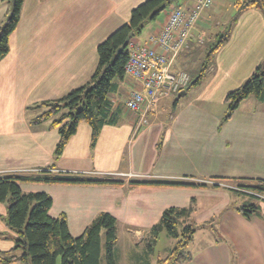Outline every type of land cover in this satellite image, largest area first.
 <instances>
[{
    "label": "crops",
    "instance_id": "0c3cea01",
    "mask_svg": "<svg viewBox=\"0 0 264 264\" xmlns=\"http://www.w3.org/2000/svg\"><path fill=\"white\" fill-rule=\"evenodd\" d=\"M144 1L25 0L20 23L10 37V51L0 61V176L53 167L54 174L123 181L26 182L21 189L49 194L53 199L49 214H64L75 237L98 215L110 213L117 219L118 240L122 232L131 245H141L164 210L187 207L194 199L198 213L194 222L205 226L188 247L191 259L179 264H264V201H255L259 213L248 218L238 208L249 198L226 184L234 178L264 180V100L247 98L228 121H223L227 112L216 114L200 101L210 95L202 90L209 74L216 81L220 74L239 68L247 72L241 76L244 81L263 62L261 10L248 8L236 16L203 80L183 95L195 93L191 101L196 102L184 105L183 96L173 93L161 98L156 107L146 104L142 112H132L126 108L127 98L134 90H145L141 81L126 74L110 95L117 122L103 127L94 146L91 125L81 122L58 159L59 130L50 127L51 121L32 124L44 109L27 108L87 84L99 63V44L128 23L132 10ZM196 1L176 0L174 5L189 9ZM236 2L214 0L197 22L189 46L173 62V71L194 68L192 78L200 74L213 40L222 33L216 28V11L224 6L237 9ZM167 10L161 21L157 18L146 25V35L142 32L131 40L147 45L149 37L161 30ZM9 11V3L0 0V24ZM132 180L206 186H133ZM7 212L8 204L0 202V232L9 231L14 237L5 220ZM12 244L7 247L0 242V252Z\"/></svg>",
    "mask_w": 264,
    "mask_h": 264
},
{
    "label": "trees",
    "instance_id": "16d2710c",
    "mask_svg": "<svg viewBox=\"0 0 264 264\" xmlns=\"http://www.w3.org/2000/svg\"><path fill=\"white\" fill-rule=\"evenodd\" d=\"M10 5L6 21L0 24V61L10 51V37L17 29L25 0H5ZM176 0H145L136 6L128 23L111 33L98 48L99 63L91 80L66 95L45 100L32 108L44 111L32 120V124L51 121L50 127L59 130V142L55 149V157L62 156L71 137L77 132L83 121L92 127V144H96L101 130L105 125L115 124L117 116L112 113L110 95L118 88V81L125 78V65L129 59V49L118 52L130 32L140 36L146 25L156 20ZM166 9L160 12V8ZM237 16L248 8H256L263 12L264 0H237ZM237 18H235V21ZM228 32L219 35L218 42L208 51L200 74L192 78L189 87L198 85L209 68L212 56L228 39ZM251 96L264 100V60L259 64L253 75L239 88L226 95L228 110L223 121L233 117L240 104ZM222 179V178H221ZM236 183L233 192L248 197V202L238 208L246 217L259 213L255 201H264V180L262 179H231ZM26 182L90 184H119L123 181L115 179H91L82 175H60L53 173V167L45 168L37 173H13L0 176V202L8 204L6 223L16 235L11 236L14 245L0 252V264H102L103 252L106 264H117L118 230L117 219L110 213H101L80 236H73L69 230L64 214L52 217V197L44 192L25 193L21 184ZM130 184L165 185V186H206L203 183L132 180ZM195 200L187 207H169L162 213L160 221L147 233L144 242L147 245L142 264H150L149 258L155 252L160 234L165 232L168 237L176 240L165 258L159 264H179L191 259L188 247L195 233L201 226L192 221ZM0 232V237H6ZM104 238V243H103ZM104 250V251H103Z\"/></svg>",
    "mask_w": 264,
    "mask_h": 264
},
{
    "label": "built area",
    "instance_id": "2783aa9c",
    "mask_svg": "<svg viewBox=\"0 0 264 264\" xmlns=\"http://www.w3.org/2000/svg\"><path fill=\"white\" fill-rule=\"evenodd\" d=\"M213 3L214 0H197L189 9L172 5L167 10V19L161 30L149 37L147 45H138L130 40L125 73L141 81L145 92H131L125 102L128 110L142 112L146 104L156 107L161 98L180 93L189 87L192 80L190 74L186 71H173L172 64L189 46L197 22Z\"/></svg>",
    "mask_w": 264,
    "mask_h": 264
},
{
    "label": "rangeland",
    "instance_id": "374dc122",
    "mask_svg": "<svg viewBox=\"0 0 264 264\" xmlns=\"http://www.w3.org/2000/svg\"><path fill=\"white\" fill-rule=\"evenodd\" d=\"M206 14H207V11H204L203 16ZM216 14H217L216 16L217 23H219L218 26H216V28L221 29L222 33L220 35L226 34L228 32L229 27L231 25L233 26L234 19L237 16V9L233 7L229 8V6L228 7L224 6L223 8H218V10L216 11ZM162 19H163V14L158 17V22L161 21ZM146 32H147V29L143 31L142 36L146 35ZM217 42H218L217 39L213 40L212 46L214 47ZM211 48H209V50ZM97 59L98 58L96 54V60ZM192 70L194 71V68ZM192 70L191 69L187 70L191 78L194 77L195 75ZM245 73L247 72H244V69L240 70L238 68L237 70H234V72H229L227 74L225 73L220 74L219 78L216 81H213V76L209 74V77L206 78V82L204 83V86L202 87V90L206 89V91L210 95L207 98L203 97L200 99L201 103L203 104L202 106H204L205 108L209 110H212L216 114H223L224 116L228 110V104L225 101L226 95L229 92L239 88L246 82L248 78L245 79L244 81H242L241 79V76L245 77L243 76ZM194 96H195V93H190L189 97L183 96L182 98H180L182 100L181 103L184 105L187 104L189 101L195 98ZM192 102H196V101L194 100V101H191V103ZM216 182H218V180ZM226 184H228V189L231 191H233V189L236 187V183H234V181H228ZM207 206L209 205L207 204ZM195 215L198 216V213L196 214L194 210L193 215H192L193 222L195 218L193 216ZM1 218L3 219L2 216H0V220H2ZM8 230L13 232L9 228ZM1 233H4L7 236L0 237V242L2 244H6L7 247H10L12 244L11 243L12 241L11 233H9V231L8 233H5V231H1ZM119 238L120 239L118 240V244H117V248H118L117 264H142V260L145 257V253L147 250V245L145 244V242L143 241L141 245H131L127 241V238L123 235L122 232H120ZM175 242H176L175 239L168 237L165 232H162L160 234L159 240L155 247V252L149 258L150 264H159L158 262L159 259L165 258L168 255L169 249H171L174 246ZM103 243H104V238H103ZM102 259H103L102 264H106V261L104 259V252H103ZM58 264H61L60 258L58 260Z\"/></svg>",
    "mask_w": 264,
    "mask_h": 264
},
{
    "label": "water",
    "instance_id": "95a60500",
    "mask_svg": "<svg viewBox=\"0 0 264 264\" xmlns=\"http://www.w3.org/2000/svg\"><path fill=\"white\" fill-rule=\"evenodd\" d=\"M166 5H164V6H162L161 8H160V12L161 11H164L165 9H166ZM135 37V33L134 32H130L129 34H128V36L126 37V39H125V42L123 43V45L118 49V52H120V51H124L126 48H127V46H128V44H129V42H130V40L132 39V38H134ZM187 93V90H183V91H181L179 94H178V97H181V96H183V95H185Z\"/></svg>",
    "mask_w": 264,
    "mask_h": 264
}]
</instances>
